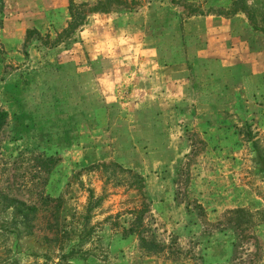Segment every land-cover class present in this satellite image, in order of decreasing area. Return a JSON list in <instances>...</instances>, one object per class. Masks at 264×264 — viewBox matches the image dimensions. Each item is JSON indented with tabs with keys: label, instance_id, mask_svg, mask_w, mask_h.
<instances>
[{
	"label": "rangeland",
	"instance_id": "rangeland-1",
	"mask_svg": "<svg viewBox=\"0 0 264 264\" xmlns=\"http://www.w3.org/2000/svg\"><path fill=\"white\" fill-rule=\"evenodd\" d=\"M238 1L140 0L66 38L69 0H3L0 195L38 211L28 233L0 210V264H264V57L227 67L166 57L185 25L208 41L206 18H228H191L183 2L204 14ZM240 1L255 24L230 16L238 43L264 51V0ZM168 66L186 82L175 91L157 79ZM116 164L143 177L142 195L119 185L133 179ZM134 210L155 253L128 232Z\"/></svg>",
	"mask_w": 264,
	"mask_h": 264
},
{
	"label": "trees",
	"instance_id": "trees-1",
	"mask_svg": "<svg viewBox=\"0 0 264 264\" xmlns=\"http://www.w3.org/2000/svg\"><path fill=\"white\" fill-rule=\"evenodd\" d=\"M140 0H94L92 3H80L77 4L73 0H69V5H68V11H69V17L70 20L67 24V27L61 32L60 36L61 37H69L72 35L82 24L84 23L87 15L93 14V13H102V14H108L110 13L114 8L122 7V8H127L131 9L134 8L139 4ZM173 2H177V0H171ZM180 3V2H179ZM238 3L241 5H237V2L231 4L228 9L221 10V11H213L212 9H209L206 11V13H202L201 10L196 9L194 7L191 8V5H187L185 2L183 4L187 6V8H190L188 11V14L191 16L198 15L202 16L208 13L209 14H214L217 13V15L220 16H225V17H230L232 15H235L239 12L244 13L248 20L250 21L251 25L254 26L255 24V19L251 15L250 10H248L246 5H243V3L239 0ZM3 11V0H0V14H2ZM211 12V13H210ZM262 32H264V27L261 29ZM7 112L0 111V131L5 124V121L7 119ZM256 159H257V164L259 165V172L264 175V155L257 149L256 151ZM116 168H118L120 175H122V179L124 176L126 178H131L133 179L131 181L132 183H128L127 181H123L122 183L119 182V185L121 186H126L127 187L131 186L132 188L136 189L139 191L140 195L143 194L144 190V180L143 177H141L139 174L133 173L129 169H123L119 165H113ZM100 167H103L107 169L109 166L106 165H101ZM123 182L125 184H123ZM92 197V193H90V198ZM97 203H95L96 205ZM95 205L90 206L89 208L92 209ZM145 206V205H144ZM0 210L3 211H10L11 215V223L14 224H19L23 226V229H27V232L30 233L32 228H33V220L35 219V216L37 214L38 208L32 205L26 204L24 201L18 200L13 197H9L6 195H0ZM144 210H134L133 215H134V223L136 222V228L134 226L129 227L128 232L131 234H137L138 240L140 242L141 247L147 252V253H155L157 250V246L150 242L147 241L141 233L138 232V226H140L142 222V216L144 214ZM236 216L240 213H243L242 210H235L232 212ZM230 222L233 224V226L238 229L242 227L243 222L239 221L237 218L230 219Z\"/></svg>",
	"mask_w": 264,
	"mask_h": 264
},
{
	"label": "crops",
	"instance_id": "crops-1",
	"mask_svg": "<svg viewBox=\"0 0 264 264\" xmlns=\"http://www.w3.org/2000/svg\"><path fill=\"white\" fill-rule=\"evenodd\" d=\"M34 2H38L40 0H33ZM47 1V0H44ZM67 7V6H66ZM143 8H141L142 11ZM145 10L147 8H144ZM65 12V21H64V27L63 29H65L67 27V24L70 20L69 17V11H68V7L66 8ZM63 13V12H62ZM64 14V13H63ZM142 14V13H141ZM140 14V15H141ZM92 15V16H91ZM108 14H102V13H93V14H89L87 15L84 23L89 24L90 22L94 20V17H104L107 16ZM145 16V15H144ZM191 18H196V16H191ZM101 20H105V18H100ZM207 19V23L209 24V31L212 32L211 33V40L208 41H200L199 38L194 37L191 39L189 36V27H185L183 28V33H185V36H183V41H181V48L179 51V47H176L177 44L176 42L174 43V46L172 47V44H169V41H166V57H171L170 59L173 60V56H176L179 54V52L181 54H179V56L182 57V63H184L185 65L189 62H191L192 60H196V59H201L202 57H204L203 60H207L208 62L211 63H215L217 65L218 62H220L221 64L227 66H231V64H225L224 62H228L230 59H235L237 64L239 62V59L243 61H249V58L252 59L253 56H259L262 55V57H264V51H255L253 52L252 50L247 49V45L246 44H242V43H238L239 38H236L237 34V29H236V25H233V18L232 17H228V18H217L214 16H209ZM209 19H211L212 21H210ZM209 20V21H208ZM147 20L143 17H139V21L137 25H134V31H138L139 34H141V29L143 26V23H145ZM136 21H134L135 23ZM104 26V24H103ZM82 27V26H80ZM79 27V28H80ZM197 35H199V33H196ZM197 38V39H196ZM139 41H143L141 40V36L139 38ZM154 39V38H153ZM152 37L149 35V37H145V41H152L153 40ZM155 40V39H154ZM161 39H158V42ZM222 40H226V41H222ZM138 41V48H137V52L139 54V56L142 55V46L143 44L141 42ZM171 41H176V38H174L173 36L171 37ZM160 44V43H159ZM198 44V45H196ZM155 45L157 47H159L160 45H157L155 43ZM246 45V46H245ZM193 47V48H191ZM148 51L151 52V54H154V49L152 47L147 48ZM150 49V50H149ZM153 52V53H152ZM240 52H242V54H245L248 57H244V55L241 54V56H239ZM172 54V55H171ZM187 55V57H186ZM238 56V58L236 59V57ZM178 58V57H177ZM180 66V65H178ZM178 66H172L173 69H175V67ZM187 68V67H186ZM171 68V66H168L167 68H165L164 72L161 73V76L159 78H157L160 82L165 83V86H169L168 84H172V89L171 91H175L176 89H178V86H175L174 83H179V84H186V82L184 81V79H176L175 78V74L174 71ZM183 72V71H182ZM263 72H264V68H263ZM183 74V73H181ZM178 84V85H179ZM164 84H160V86H162Z\"/></svg>",
	"mask_w": 264,
	"mask_h": 264
}]
</instances>
